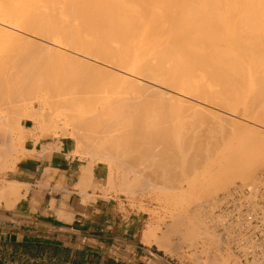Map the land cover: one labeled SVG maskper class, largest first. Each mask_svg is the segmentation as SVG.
I'll return each mask as SVG.
<instances>
[{
    "label": "bare ground",
    "instance_id": "1",
    "mask_svg": "<svg viewBox=\"0 0 264 264\" xmlns=\"http://www.w3.org/2000/svg\"><path fill=\"white\" fill-rule=\"evenodd\" d=\"M0 38H6L14 42L18 41V44L20 45L21 43L22 47L30 46L31 48H34L35 51H38L40 56L42 55V57H45L48 60L50 56H53V58H55V64L57 60L56 57L60 60L57 61L58 63L60 62L61 64L62 62L61 65L65 64L61 66L62 69L59 70V72H61L60 75L59 72H55L61 77H54V72L53 75L50 74L51 71L48 72V68L53 67L54 63L50 65L51 67H48L49 64L48 66L46 65L50 60H52V57H50L49 61L47 59H43V63L39 62L40 59V61H42V57L37 58V60H39L37 61L35 59L34 63L31 64L28 63L33 61L34 58L31 61V58H29L28 61L26 59L24 60L25 57H22V59L19 57L18 59H21V62H19L20 60L18 61L17 58L16 61H14L15 58L13 60L11 59L14 63L9 64L13 67L15 64V68L17 69L14 70L15 68L13 69V67L11 68L10 66L11 70L13 69L14 72L12 71L11 73L10 71L11 74L9 72L8 73L10 75H14H12V77H14L13 81H16L15 85L17 84L16 87L19 91L15 92L16 89L12 91L15 93L18 92L17 94L21 96L19 99L22 102L35 99L36 102L42 103L43 106L48 105L47 102H49V104L54 103V106L57 105L60 110L62 109L56 113L55 117L58 118L59 116H62L65 118V122L63 121L62 123L63 125L65 123H70V126L72 125L71 127H74L72 129H76V131L74 130V132H72V136L75 139L80 140L89 147L95 148L94 150L99 151V153H103L104 157L115 159L119 156V160L122 158L123 160L121 161L125 163L126 166L127 164L129 166L132 164V167H134V163L138 165L141 164L143 166L145 163L143 164L141 162H148V159L151 163V159H154L155 156L150 152L153 151L156 154H159L160 152H158V150H164V147L161 148L160 145L166 146L165 143L169 141L165 140L166 137L164 139V137L159 135L161 137L160 138L157 134H155V132H159L158 129L160 128L156 129L155 132L153 131L154 134H152V130L148 131L147 129H144L146 127L142 128L140 123H137V125L135 122H138L140 112H138L139 114H136V116L138 115L135 119L137 121H133L135 123L134 129L133 127L131 128V123L129 124L130 128L134 130L132 132L130 130L125 132L123 129L124 133L121 132V129H117L119 122L117 120L115 121V118L113 117L114 121H112L109 115L110 121L116 122L117 126H115V123L109 122L111 123V127L114 126L111 129L108 122H106L104 123V127H102V121H105L107 118L105 120L101 119V112L104 113L107 110L111 112L112 110L110 109L113 107L109 108V103L107 105L109 109L107 107V109L105 108L106 104L104 105V108H102L103 105L101 104V101L99 104L101 105V109H104V111H97L98 109L96 110V106L98 104L96 103L97 98H94V93H98L99 91L97 90L98 92H95L90 88L92 86L93 89L94 86L97 87L96 85L99 81V76L102 75H107V78L112 76V79L115 78L118 80L121 85L118 82L115 83L119 84L120 87L122 86V89H129L131 87L130 89L132 91V87L133 89L135 87L137 89V91L135 90V93L140 92V95L142 91L146 94L147 92H150L158 96L164 94L166 95L164 97L167 98L168 101L169 99L174 100L175 104L177 103V106L178 104L180 106H185V110L186 107L188 110H191L190 107L205 108L204 106H206V108L209 107V109L219 107L218 110L233 111L236 107H238L239 103H243L245 105L243 109L245 111L243 112H249V117L254 119L257 125L262 127L264 126V0H0ZM32 54L33 53H31V55ZM34 54V57L36 58L38 55L37 53ZM45 54L46 56H44ZM45 60L48 62L45 63ZM5 62L7 63L8 61ZM15 62L18 63V65ZM1 63H3L1 66L6 65L4 62ZM19 65L21 68L18 67ZM59 66L60 65L56 67L57 70ZM1 68L3 70V67ZM4 68H6V66ZM18 69H22L20 74ZM44 73L47 74L45 75ZM48 74H50L48 76L49 78H44V76L46 77ZM96 77L98 78L96 81L97 83L95 82L97 79ZM102 79L103 78L101 77L100 80L102 81ZM93 81L95 83H93ZM114 81H112L113 85ZM10 85H12V83ZM98 85L100 86V84ZM115 86L118 85L115 84ZM88 89L94 92L92 93L89 90L94 98L93 99L91 96L90 99H96L95 108L92 107V99V101L90 100L91 102L87 100L86 102H89L87 104L84 101V99L86 100L89 98L86 95L85 96L87 98L84 96L86 93L88 95L90 94L87 92ZM144 90L147 91L145 92ZM225 91H230V93ZM14 92H11V94H15ZM146 94L143 96L145 97ZM148 95L146 96L150 97ZM245 96L247 98L243 99ZM43 97L48 100H44ZM41 98H43V100ZM249 98H252L251 101H249ZM102 99L103 98H101V100ZM152 99L154 101V98ZM129 100V102L127 101L128 103H124L127 104V107H130V105L133 106L134 103H136L137 107L138 104L135 98H131ZM139 102L140 101H138V103ZM83 103L86 105L92 104V111L89 108V105L87 106L88 109L85 107L84 111L85 113L91 111L89 112L92 113L91 115L89 114L90 116L87 114V116L85 115L86 117H81L84 116L82 115L84 109L83 107L85 105H83ZM143 103L145 106L146 103ZM158 104L159 101L157 105ZM112 105L115 106L119 104L113 103ZM154 106L156 105L154 104ZM159 107H161V105ZM115 108L114 110L116 111ZM86 109L88 111H86ZM145 110L147 111V108ZM106 113L102 115L106 116ZM210 113V115H214V117H221L218 114L215 115L214 113L212 114V112ZM46 115H48V113H44L43 110V113L40 114L35 112L30 113L28 114V117L33 119L35 122L43 121L41 122L43 124L47 120L51 119H47ZM105 116H103V118ZM142 116L143 115H141V118ZM245 116L247 117L248 113L247 115L245 114ZM202 118L204 117L202 116ZM227 118L229 121L231 120V117L223 119L226 120ZM50 121L55 124V120L53 121V119H51L47 123H49L53 129L58 128V126L54 128V125L51 124ZM49 124H43L45 127L42 128V130L45 128L47 130L50 129ZM106 124L110 130H113H109V132H114V136L117 135V137H114L113 133L111 134L108 132V128L105 127ZM170 124L172 125L171 122H169V125ZM43 125H41V127H43ZM137 126L138 129H136ZM93 127L95 130H93ZM100 127L104 128L103 131L105 132L101 131L99 129ZM115 127H117L116 129L119 130V132L115 129ZM89 128L92 130L88 131ZM174 128L173 122V131ZM85 129L90 132V134H103L102 136L105 137L106 134L104 133H109L107 135L111 134V137L109 136V138L106 136L108 138H104L100 136L102 138V140H100V137L97 135L93 136L94 134H91L93 137H97L93 140L90 138L92 136L89 133H86L87 135L84 134L87 132L83 131ZM135 129L136 131L139 130L137 131L138 135H141L139 137H142L145 130V136H156L158 139L160 138L162 141L164 139L166 142L164 144H158L159 146H157L159 149L157 150V146L154 144L155 142L157 143V141L152 138L151 142L152 140L153 142L155 141L153 143L154 148L152 147V151L149 152L150 146L152 145H149L150 142L146 141L147 137L144 139L145 136L143 138L144 140L140 138L141 142L136 140V136L138 135ZM148 129L150 130L151 127ZM169 129L170 128H168V130ZM78 130H81V133ZM140 131L143 132L139 134ZM169 131H171V129ZM178 131L179 130H177V132ZM163 132H165V130L162 129V131L158 134H162ZM188 132L187 136H189ZM147 133L150 135H147ZM173 133L175 134L176 131ZM119 134L121 136H119ZM176 134L179 136V132ZM176 134H171L170 136L173 135V137H176ZM169 135H164L167 136V140L170 137ZM182 136L186 135L183 134ZM187 136L185 138H187ZM180 138L181 137H178L177 139L179 140ZM185 138H181V148L186 144L182 145V142L184 141H182V139ZM170 139L171 138H169V140ZM177 139H175L176 142L178 141ZM187 139H185V141H188ZM170 144L171 143H168V145ZM176 144L173 143L175 148H178L176 146L179 145V141L178 144ZM166 148H168L166 153L172 151H170L172 148L169 146H166ZM133 149L142 151L143 153L140 154L141 157L145 154L143 156L144 158H140L139 152H135ZM200 149H198V151L196 150V152L201 153L202 151H200ZM129 150H132V152L130 151L129 153L130 156H125V152ZM133 151L136 155H134ZM178 151L179 149L176 152L172 151L176 156L174 153L172 154L175 157H178ZM189 152L188 154L187 152H183L184 156L187 157ZM1 154L3 155V153ZM172 154L170 153L167 156L173 157ZM120 155L124 156L122 157ZM159 155L162 154L160 153ZM131 156L133 158H137L133 159ZM138 156L140 160H138ZM146 156L147 158L145 159ZM2 157H0V159ZM157 157L158 156H156V159L159 161L160 157ZM195 157L197 156H193L192 158ZM180 158H182L181 155ZM185 158H183V161L185 160L190 163L192 158H188V160ZM164 159L161 158L159 161L162 162L161 165L163 168L165 166L169 168L170 165L174 166L171 168H176L173 163H170V161H168L170 163L168 166V159L166 160V157ZM198 159L195 158L196 161ZM136 166L137 165H135V168ZM91 167L92 163L88 162V165L82 168V179L88 178ZM167 167H165L166 172H168ZM110 168L112 169V167ZM152 168L153 166L151 168L149 166V169H147L149 171ZM228 168L229 167L225 169ZM129 169L133 171V173L135 172L134 174H138L137 171L139 170H134V168L133 170L132 168ZM140 169H142V167ZM157 170L158 169L155 171V168H153L151 172H156L157 175H160ZM162 172L166 173L165 171ZM173 172L174 171H171V173ZM141 173L145 174L146 172ZM168 173H166L167 176H169L168 179H170V176L173 177L172 175H168ZM144 174L143 176L147 175ZM150 174L153 175L152 173ZM228 175L229 173L224 174L222 177L223 181L218 182V185L228 184L230 181V177H228ZM142 183L138 184V186L142 185ZM22 187H24V185L9 182L0 188V198L5 200L7 207H13L14 203L20 199L21 196L19 192ZM189 187H193V185H190ZM60 214L59 218L66 215L64 212L61 216ZM175 226L171 228L173 229ZM152 231L153 230L151 229L144 233L143 241L149 245L154 243L161 250H169L167 244L165 245V238L163 242V238H156ZM174 231H177L176 228L173 229V232ZM189 231L193 232L192 228H189ZM219 261L217 260V262Z\"/></svg>",
    "mask_w": 264,
    "mask_h": 264
},
{
    "label": "rangeland",
    "instance_id": "2",
    "mask_svg": "<svg viewBox=\"0 0 264 264\" xmlns=\"http://www.w3.org/2000/svg\"><path fill=\"white\" fill-rule=\"evenodd\" d=\"M15 44H17V45H15ZM18 45H19L18 41L14 42V41H11V40L6 39V38H0V63L4 62V64H6L4 66H1L3 63L0 64V66L3 67V70L0 67V83H1L0 84V139L5 140L7 142L8 153L10 156H12V155L17 156L18 155V149H19L20 142L24 139V132L25 131L22 128L23 124H27L28 126L32 127V131L35 134H38L37 138L42 137V136L55 137L58 139L67 138V137L71 138L75 144V151L73 153L74 156H78L81 160H86L88 162H91L92 165H98V166H102L103 168H105L106 178H105L103 187H101L102 196L105 199L111 200V202L115 201L116 204L117 203L119 204L121 213L125 214L127 216H130V219L134 220V226H135V229L139 231L138 232L139 235H144V233H146L147 231L152 229L153 230L152 232L156 238H158V239L163 238L162 239L163 242H164V238H165V241H166L165 245L167 244L169 250L167 249V251L166 250L161 251L157 248L158 246L153 245V247L157 248L158 251L162 252L165 257L169 258L175 264H227V263L228 264H233V263L234 264H240V263L236 262L235 260H233L231 257L224 255L220 252L216 235L210 226L211 214H210V210L208 209V206H209L210 202L219 193L227 190L229 187H231L235 183H243V184L251 183L252 181L255 180V178L259 174L264 173V126L262 127V126L257 125L255 123V120L249 117V112H247V111H246V113L243 112V111H245V110H243L245 107V105L243 103H239L238 107H236L233 111H231V110H229V111L224 110L223 111L221 109L218 110L219 107H215L214 109L213 108L209 109V107L206 108V106H204L205 108H202V107L201 108H199V107L192 108V107H190L191 110L190 109L188 110V108L186 107V110H187L186 111L184 109L185 106H180L178 104V106H179L178 107L177 103L175 104L174 100L169 99V101H168V99L164 97V96H166L164 94L160 95L163 97H160L156 94H153L150 92H147V94H146L142 91V93L140 95V92L135 93L137 91V89L135 87H134V89L132 87V91L130 89L131 87L129 89L125 88L126 90L122 89L123 87L122 86L120 87V85H121L120 82H118V80H116L115 78L112 79L113 77L110 75H109L110 77H108V78H107V75L99 76L100 77L99 81H101L100 80L101 77L103 79L101 82L98 81V83L96 82L98 80V78L96 77L97 79L95 80V82L97 83V85H96L97 87L94 86V89H93L92 88L93 86H92L90 88L95 92H98V91L99 92L94 93L90 89H88L87 92L88 93H90V92L94 93V95H95L94 98H97V100L95 99L97 101L96 103L98 104V105L96 104L97 105L96 110L98 109L97 111H101V110L104 111V109H101V105L99 104V103H101V101H102L101 104L103 105L102 108H104L105 104H106V106H105V108H106L107 105L110 103L108 105V107L109 106H110L109 108L113 107L112 109H110L113 112L112 111L109 112L107 110L108 112L105 111L104 113H106V112L109 113V114L106 113V116L109 115L110 118L112 119V121H114L113 118H115V121L117 120L119 122L118 128L115 127V129L116 128L119 130L121 129L120 130L121 132H123V130H125V132L130 130L132 132V131H134L133 129L135 127V123L136 124L140 123L142 128L146 127L144 129H147L148 131L152 130L151 132H152V134H154L155 130L160 128L161 130L158 129L159 132H155V134H157L158 136L161 135V137H164V139L166 137L165 140L169 141V142L164 141V139H163V141H164L163 142L160 139L161 138L160 136H159L160 137L159 139L156 136L151 137L152 135L151 136H145V134H144L145 130H144V133L142 134V137H139L141 135H138L137 131H139L141 127L139 128V130L136 131V129H138V126L135 129V131L137 132V135H138V136H136V140L141 142L140 138L143 139L145 136L144 139H146V137H147V139H149V140L146 139V141H149L150 142L149 145H152V146H150L149 152L152 151L151 148L153 147L154 144L157 146L158 144H164L166 142L165 143L166 146L167 147L169 146L170 148H172V149H170V151L172 150V151L176 152L179 149V151H178L179 156L178 157L180 158V155L182 157L179 160L178 157H175L176 155L174 152L171 151V152L166 153L168 151L167 150L168 148H166L165 145H163V146L160 145L161 148L164 147L163 148L164 150H161V149L158 150L159 149V147H158L159 145H158L157 150L162 155H159L160 153L156 154L153 151L150 152V153H153V155L155 156L154 159H156V156H158L157 158L160 157V159H159V161H160L161 158L164 159L166 157V160L168 159L167 162L170 161V163H173L175 165V167L178 169L171 168L174 166H171V165L169 166L170 163L168 162L167 165L169 166L170 171H169V168L167 166H165L168 168V172H169L168 173V172H166V168L162 167V165H161L162 162H159L158 159L154 160L153 158L151 159V163L149 162V159H148L149 163L142 161L141 163H143V164L145 163L143 166L141 164L138 165L136 163H134L135 165H137L136 168H135L134 164H133L134 167H132V164H130V166L127 164V166H126V164L121 161V160H123L121 157H120L121 160H119V156L116 157L115 159H111L110 157H104L103 153H99V151L94 150L95 148L89 147V146L85 145L83 142H81L80 140L75 139L72 136V132H74V130L76 131V129L73 130L72 128H74V127H71L72 125L70 126V123H65L63 125L62 123H63V121L65 122V118H63L62 116H59L58 118L55 117L56 113L61 111L62 109L60 110V108L57 105L54 106V103L49 104V102H47L48 105L43 106L42 103L36 102L35 99H33V100L30 99V100H28L29 102L28 101L22 102L19 99V98H21V96H19L17 94L18 92L15 93L16 91H19L18 88L16 87L17 84L15 85L16 81L15 80H14L15 82L13 81V79H14V77H12L13 74L10 75L12 73V71L14 72V70H16L17 68H15V64H14V67L10 64H13L14 61H16V58L18 59L19 57L21 59H22V57H25L24 60L26 59L28 61H29V58H31L30 61L34 58L33 61L28 63V64H31V63H34L35 59L37 60V58H41L42 55L40 56L38 51H35L34 48H31L30 46H28V47H29V49L32 50V52H31V50L28 49L27 46L26 47L23 46L24 47L23 48L21 43L19 46ZM24 49H27L29 52L27 50H24ZM31 53H33L32 54L33 56L31 55ZM34 53H37V55L39 57L37 56L35 58ZM40 54H41V52H40ZM44 56H46V54ZM50 57H52L51 58L52 60H50ZM50 57H49L50 61L45 57H42V61H40L41 59L40 60L38 59V60H39V62L43 63V59H47L50 62L49 63L47 60H45L46 61L45 63L48 62L46 65L48 66V64H49L48 67H51L50 65H52L54 63L53 67L54 66L55 67L54 68L51 67L53 69L48 68V72L51 71L52 73L50 72V74H52V75L54 72V74H55L54 77L59 76L61 73V72H59V70H61L62 69L61 66L65 65V64L61 65L62 62H61V64H60V62L58 63L57 61H60V60H58L59 58H57V57H56L57 60H56V64H55V62H54L55 58H53V56H50ZM14 58H15V60L12 61ZM21 59H18V61L20 60L19 62H21ZM5 61H8L7 62L8 64ZM51 61H52V63H51ZM16 64L18 65V63H16ZM20 65L18 67H20ZM58 65H60V66L57 70L56 67H58ZM5 66H6V68H4ZM10 66H11V68L13 67V69L14 68L15 69L11 70ZM18 70H19V74H20V71L22 69H18ZM10 71H11V73H10ZM46 72H47V70H46ZM55 72H59V75ZM50 74H48L46 77L44 76V78L48 79L49 78L48 76ZM6 76H7V78H6ZM59 77H61V76H59ZM66 77H67V75H66ZM56 78H58V77H56ZM56 78H55V80L57 81ZM70 78H71V76H70ZM9 79H10V81H9ZM51 80H52V77H51ZM6 81H8V82H6ZM112 81H114V85H113ZM95 82L93 81V83H95ZM115 82H118L120 85L115 83ZM11 83H12V85H10ZM98 84H100V86ZM115 84L118 85L119 87L115 86ZM100 87H101V89H100ZM7 88H8V90H7ZM96 88H98V89H96ZM12 90H15V92ZM89 90H90V92H89ZM10 91L14 92L15 94H11ZM225 92L230 93V91H225ZM39 93H41V92H39ZM143 93L146 95L149 94L148 96H150V97H147L146 95L144 97ZM100 94H102V95H100ZM85 95L88 96L89 98H87ZM89 95L87 93L84 94L85 98H87L86 100L83 98L86 104L89 103V102H86L87 100L90 101L93 98L92 94L90 96ZM91 96H92V98L90 99ZM43 98H41V99L43 100ZM101 98H103V99L101 100ZM131 98H135V100H137L136 101L138 104L137 107H136V103H134L133 106L130 105V107L129 106L127 107V104H124V103H128L130 101L129 99H131ZM152 98H154V101ZM246 98H247L246 96L243 97V99H246ZM251 99L252 98H249V101H251ZM44 100L47 101L48 99L44 98ZM95 100H93L94 102L92 101L93 105L88 104L91 111H92V107L95 108ZM156 100H157V102H156ZM115 101H116V103H115ZM138 101H140V102L138 103ZM158 101H159V104L161 105V107H159L160 106L159 104L157 105ZM143 102L146 103L145 106H144ZM85 103H83V105ZM113 103L119 104V105L114 106V105H112ZM171 103L172 104L174 103L173 104L174 106ZM86 104L84 105V107L82 106L84 108L82 115H84V116H81V117H86L87 114H88V116H90L92 114V113H89L91 111H89L88 113L84 112L85 107L88 106ZM154 104L156 106H154ZM91 105H92V107H91ZM99 108H100V110H99ZM114 108L116 109V111L114 110ZM146 108H147V111L145 110ZM181 108H183L184 110ZM87 109H88V107H87ZM87 109H86V111H88ZM194 109H196V110H194ZM43 110H44V113H48V115H46L47 119L51 118V119H53V121L55 120L56 125L53 122L51 123V121H50V123L54 125V128H56V126H58V128L53 129V127L49 123H47L49 120H51V119H49L46 122H44L43 124L44 125L49 124L50 129L47 130L45 128L46 130L43 129L44 130L43 131L42 128L45 127L41 123L43 121L35 122L33 119L28 117V114H30V113L35 112L37 114H40V113H43ZM123 111L125 112V114ZM145 111H146V113H145ZM151 111H152V113H151ZM153 111H155V112H153ZM138 112H140V115H139L140 119L138 118V122H135V121H137L135 119L138 116V115L136 116V114ZM161 112L162 113L164 112L163 113L164 115ZM210 112H212V114L214 113L215 115L218 114L221 117H219V116L214 117V115L213 116L210 115L211 114ZM101 113L104 114L103 112H101ZM207 113H209V114H207ZM243 113H244V116H245V114L247 115V113H248V116L244 117ZM102 114H101V116H102L101 119L105 120L107 118L109 120L106 119L105 121H102L103 125L101 124V126L104 127V125H105L104 123L108 122V125L112 129V127H114V126L111 127V123H109V122H112V121H110L109 116L106 117L105 115H102ZM114 115H116V116H114ZM141 115H143L142 118H141ZM103 116H105V117L103 118ZM134 116H135V118H134ZM202 116L204 118H202ZM226 117H229V118L231 117V120L229 121L228 118H227L228 120L223 119ZM122 118H124V119H122ZM126 119H127V122H126ZM157 120H159V121H157ZM123 121H124V123H123ZM166 122H168V123H166ZM169 122H171L172 125L171 124L169 125ZM173 122H174V127H175L174 131H173ZM112 123L116 124V122H112ZM122 123L124 126L122 125ZM130 123H131V128L133 127V129L130 128V125H129ZM41 125H43V127H41ZM127 125H129V126H127ZM115 126H117V124ZM163 126L167 127V128H164ZM46 127H47V125H46ZM105 127H107V124ZM149 127H151L150 130L148 129ZM168 128H170L171 131H169L170 129L168 130ZM99 129L101 131H103L104 128L100 127ZM162 129L165 130V132H163L164 135L165 134L169 135L170 133L175 135L176 133L179 132V136H178V134H176V137L174 136L175 137L174 138L173 135L170 136L171 135L170 134L169 138H171V139L169 140V138H168V140H167V136H164L163 133L158 134L162 131ZM89 130H90V128L88 129V131ZM93 130H95L94 127H93ZM109 130L110 129L108 128V132H109ZM119 130H117V131L119 132ZM147 130H146V132H147ZM177 130H179V131L177 132ZM78 131L81 133V130H78ZM83 131H87V130L85 129ZM88 131L85 132L84 134H86V133L90 134V132H88ZM110 131H113V130H110ZM175 131H176V133L174 134L173 132H175ZM103 132H105V131H103ZM142 132L143 131H140L139 134H141ZM151 132H149V133H151ZM187 132H188L189 136H187ZM109 133H111V132H109ZM109 133H104V134H106V136L109 137L113 133V136H114V132H112L110 135H107ZM123 133H121V134H123ZM149 133H147V135ZM181 133H182V135L183 134L186 135L188 139L185 138L186 136H182ZM91 134H94L93 136L97 135L98 137L103 135V134L99 135L96 133H91ZM115 134H116V131H115ZM93 136L92 137L89 136V137L93 140L95 138H97V137H93ZM119 136H121V135L119 134ZM102 137H104V136H102ZM108 137H106V138H108ZM114 137H117V135ZM178 137H181V138L183 137V138L188 140V141H185V139H182V141L184 140L183 141L184 143L182 142V145L186 143L185 146L182 148L180 146L181 145L180 144L181 138L178 140L177 139ZM203 137H204V139H203ZM152 138H153V140L157 141V143L155 141H154L155 142L154 143L153 140L151 142ZM99 139L102 140L101 137ZM156 139H158V140H156ZM175 139H177L179 141V145H177L178 141L176 142ZM189 139H191V140H189ZM79 142H81L82 144ZM168 143H171L172 145L171 144L168 145ZM173 143L174 144L177 143L176 147H178V148H175V145H173ZM120 146H121V144H120ZM156 146H155V148H156ZM194 146H195V148H194ZM200 147H201V149H200ZM198 149H200V151H202V152L201 153L196 152V150L198 151ZM133 150L135 152L136 151L139 152L140 158H142L145 155V154H143L141 157L140 153H143L142 151L136 150V149H133ZM130 151L132 152V150L126 151L125 156L126 155L130 156L129 155ZM193 151H195V152H193ZM5 152H6V150L3 147H0V154L5 153ZM135 152H134V155H136ZM138 152H137V154H138ZM183 152H185V153L187 152V154L189 152V155L186 157V156H184ZM170 153L171 154L174 153L175 156L172 154L173 157L172 156L168 157L167 155H169ZM120 156L123 157L124 155H120ZM139 156H138V160H140ZM189 156H191V157H189ZM193 156H197L195 158L196 159L199 158V159L196 161L195 158H192ZM136 158H133V159H136ZM146 158H147V156L145 157V159ZM183 158H185L187 160H188V158H192V159H191V161L189 160L190 161V163H189L185 160L183 161ZM193 159H194V161H193ZM145 161H147V160H145ZM136 162H137V160H136ZM151 164H152L153 168H155V171H156V169H158L157 172H159L158 174H160V175H157L156 172L155 173L151 172V170L153 168L148 171L149 166H150V168L152 167ZM110 167H112V169ZM139 167L140 168L142 167V169H140ZM227 167H229L230 169L229 168L225 169ZM129 168H132V170H133V168H134V170L135 169L139 170V171H137L138 174H134L135 172L133 173V171H131ZM140 170H141V172H146L145 174H147V175H145L143 173L145 175V176H143V174L140 172ZM162 171H165L166 173H168V175H172L173 177L170 176V179H168L169 176H167V174L162 172ZM171 171H174V172L171 173ZM139 173L142 176H140ZM150 173H152L153 175H151ZM227 173H229L228 177H230L229 183L226 185H218V182L223 181V179H222L223 175L227 174ZM163 174H165V175H163ZM140 182L141 183L143 182V183H142V185L138 186V184H141ZM187 183L188 184L191 183V184L188 185ZM190 185L191 186L193 185V187H189ZM217 189L218 190L221 189V190L218 191ZM212 191H217V192H212ZM117 214L119 215L120 213H117ZM174 226L178 232L177 231L173 232V229H175V228L172 229L171 227H174ZM189 228H192L193 232L189 231ZM168 232H170V233H168ZM164 233H166V234H164ZM211 234L212 235L214 234L213 238H212ZM166 235H168V236H166ZM150 245H152V244H150ZM217 256H219L221 259ZM217 260L218 261L220 260V261L217 262ZM221 261H222V263H221ZM215 262H217V263H215Z\"/></svg>",
    "mask_w": 264,
    "mask_h": 264
},
{
    "label": "crops",
    "instance_id": "3",
    "mask_svg": "<svg viewBox=\"0 0 264 264\" xmlns=\"http://www.w3.org/2000/svg\"><path fill=\"white\" fill-rule=\"evenodd\" d=\"M22 128L15 158L0 139V188L24 185L13 207L0 198V264H175L102 196L105 168L92 165L82 179L88 161L73 155L71 138H37L32 127Z\"/></svg>",
    "mask_w": 264,
    "mask_h": 264
},
{
    "label": "built area",
    "instance_id": "4",
    "mask_svg": "<svg viewBox=\"0 0 264 264\" xmlns=\"http://www.w3.org/2000/svg\"><path fill=\"white\" fill-rule=\"evenodd\" d=\"M208 209L222 254L240 264H264V173L219 193Z\"/></svg>",
    "mask_w": 264,
    "mask_h": 264
}]
</instances>
